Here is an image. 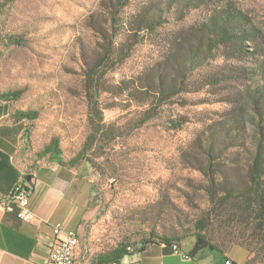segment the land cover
<instances>
[{
	"label": "rangeland",
	"instance_id": "374dc122",
	"mask_svg": "<svg viewBox=\"0 0 264 264\" xmlns=\"http://www.w3.org/2000/svg\"><path fill=\"white\" fill-rule=\"evenodd\" d=\"M163 5L154 30L138 37L118 30L107 58L113 18ZM231 16L239 37L209 50L203 29L213 37L212 20ZM244 37L248 51L237 54ZM263 63L264 0H0V88L22 91L16 110L38 112L29 121L35 148L57 141L65 163L94 169L95 243L105 252L162 237L179 242L200 229L224 249L241 248L236 238L264 246L242 220L213 216L200 169L201 140L214 135L222 177L244 180L251 137L243 131L232 141L228 133L237 113L252 107L241 97L264 83ZM94 67L105 73L97 94L104 121L88 141L85 71ZM251 113L242 118L249 125Z\"/></svg>",
	"mask_w": 264,
	"mask_h": 264
},
{
	"label": "crops",
	"instance_id": "0c3cea01",
	"mask_svg": "<svg viewBox=\"0 0 264 264\" xmlns=\"http://www.w3.org/2000/svg\"><path fill=\"white\" fill-rule=\"evenodd\" d=\"M0 88V264H48V258L66 231L78 234L74 264H246V251L205 246L195 248V238L178 242L137 244L114 261L100 263L105 251L96 244L94 169L60 162L40 152L30 142L29 120L16 118L15 102L2 97ZM17 183L34 192L30 222L2 206ZM63 229L56 234L55 226Z\"/></svg>",
	"mask_w": 264,
	"mask_h": 264
},
{
	"label": "trees",
	"instance_id": "16d2710c",
	"mask_svg": "<svg viewBox=\"0 0 264 264\" xmlns=\"http://www.w3.org/2000/svg\"><path fill=\"white\" fill-rule=\"evenodd\" d=\"M125 5V3H121L119 7H124ZM165 6L167 5L159 7L158 12H154L150 8L149 10H139L124 19L120 18L117 20L113 18L111 25L112 36L107 34L104 35L105 38L109 39L108 47H106L108 53L107 58L109 59L112 54L111 50L112 46L116 43L115 37L118 35V30H135V37H138L139 33L145 30H154L157 24H161L163 18H165V13L168 11ZM214 21L215 20H212L209 25L212 26L211 29L214 31L213 37H210L209 35V38H207L208 35H205L210 27L203 29L199 36L200 42H207L209 50L212 47H219V45L226 46L229 41H233L239 37L238 33L241 26L238 21H236L235 17H228L223 22L217 21V23H214ZM248 38L249 37L241 38L239 41L240 46H238L237 50L234 52H237V54L247 52L246 40H249ZM195 49L199 50L200 48L196 46ZM128 54L129 52H127L124 57L126 58ZM261 67L264 73V63ZM98 72V67L89 68L85 71L84 89L88 102V121L89 126L92 129L88 141L96 140L101 129L100 127L104 121L103 109L97 99V94L99 93L101 84L100 80L105 73L103 71L101 74H98ZM256 75L259 76V73H256ZM21 92L22 91L4 92L2 97L14 101L20 97ZM160 92L162 94L167 93L162 87L160 88ZM170 95V93L166 94V97ZM133 97L135 98V95H133ZM241 98L251 103L252 107L246 108L244 111L242 109L240 113H237L235 121H232L233 128L228 133V137L230 140L235 141L239 138V133L243 131L251 137L250 140L244 144V147L249 153L245 165L246 175L244 180L237 181L232 185L224 180L221 173V167L217 166V163L215 164L213 161L214 154L219 151L218 148L220 147L214 135H207L201 140V150L204 154L205 161L203 160L201 162L203 165H201L200 169L204 171L206 176H208L209 186L207 192L211 201L212 211L214 213L213 216H218L220 219L225 218L228 222L240 219L244 225L252 226L257 234L264 237V83L262 85L258 83L254 90L248 89L244 91ZM249 110L253 113L249 112ZM250 113L252 117L251 125H249V121H242V118L248 116ZM15 115L18 119L31 121L38 117V112L34 110H16ZM43 152L44 154H54L60 162L74 166L72 163H65L62 160L57 141L51 142ZM153 237L155 238L156 235L153 234ZM193 238H195V248L205 246L219 247L210 242L205 229H200L199 233L195 234ZM236 240H238L236 245L248 252L246 264H264V246L262 248L257 246V249L251 243H247L242 239L236 238ZM155 242H171L178 244L177 241H173L168 237H162L158 240H146L142 242V244ZM129 246L131 245L125 244L121 247L115 248L111 252L102 254L100 256V263H107L116 260L128 252L127 247ZM251 254H253L254 257L251 258Z\"/></svg>",
	"mask_w": 264,
	"mask_h": 264
},
{
	"label": "built area",
	"instance_id": "2783aa9c",
	"mask_svg": "<svg viewBox=\"0 0 264 264\" xmlns=\"http://www.w3.org/2000/svg\"><path fill=\"white\" fill-rule=\"evenodd\" d=\"M33 190L30 186L24 183H17L12 191L7 194L2 201L4 210L8 212H15L17 217L24 221L30 222L36 216L32 208ZM63 227L58 224L55 226V233L58 234L62 231ZM76 231H66V236L57 243V247L53 249L48 258V264H69L75 250ZM175 250L180 251L178 244H173ZM133 247H127V251H132ZM231 261L228 260L227 264Z\"/></svg>",
	"mask_w": 264,
	"mask_h": 264
},
{
	"label": "bare ground",
	"instance_id": "6f19581e",
	"mask_svg": "<svg viewBox=\"0 0 264 264\" xmlns=\"http://www.w3.org/2000/svg\"><path fill=\"white\" fill-rule=\"evenodd\" d=\"M76 240H77L78 243H75V250H74L73 256H72L71 261L69 262V264H74V261H75V253H76L78 245H79V239H78L77 232H76Z\"/></svg>",
	"mask_w": 264,
	"mask_h": 264
}]
</instances>
